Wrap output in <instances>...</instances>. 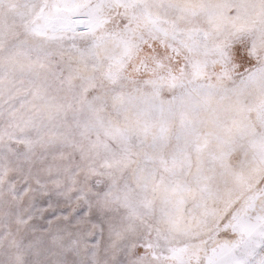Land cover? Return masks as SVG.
I'll use <instances>...</instances> for the list:
<instances>
[{
  "label": "snow or ice",
  "instance_id": "obj_1",
  "mask_svg": "<svg viewBox=\"0 0 264 264\" xmlns=\"http://www.w3.org/2000/svg\"><path fill=\"white\" fill-rule=\"evenodd\" d=\"M0 264H264V0H0Z\"/></svg>",
  "mask_w": 264,
  "mask_h": 264
}]
</instances>
